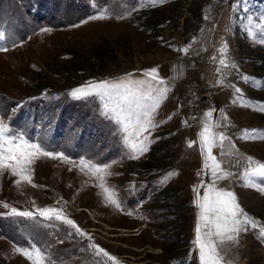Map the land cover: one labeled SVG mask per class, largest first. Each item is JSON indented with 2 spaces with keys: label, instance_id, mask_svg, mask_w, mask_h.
Segmentation results:
<instances>
[{
  "label": "rangeland",
  "instance_id": "rangeland-1",
  "mask_svg": "<svg viewBox=\"0 0 264 264\" xmlns=\"http://www.w3.org/2000/svg\"><path fill=\"white\" fill-rule=\"evenodd\" d=\"M0 47V120L70 157L38 156L30 180L0 169V264H31L18 249L33 245L43 264H199L194 201L212 180L202 171L205 125L226 173L216 186L249 217L219 246L220 264H264V177L247 175L264 164V139L246 135L264 134V0H0ZM99 81L167 89L136 159L103 115V96L69 95ZM189 89L208 99L192 101ZM81 157L108 162L109 174L81 171ZM45 207L85 235L40 217ZM12 208L33 217H11Z\"/></svg>",
  "mask_w": 264,
  "mask_h": 264
},
{
  "label": "snow or ice",
  "instance_id": "snow-or-ice-1",
  "mask_svg": "<svg viewBox=\"0 0 264 264\" xmlns=\"http://www.w3.org/2000/svg\"><path fill=\"white\" fill-rule=\"evenodd\" d=\"M163 2V0H158ZM135 10V9H133ZM104 18L93 15L89 19ZM87 22V21H83ZM47 32L50 29L44 28ZM0 51H7V48L0 47ZM223 63V61H222ZM157 69H152L147 73L152 81L157 84H163L162 78L154 75ZM136 85H143L144 81H133ZM158 95L154 96L152 91H142L140 87L133 88L129 84H110L108 81L89 82L85 86L73 89L69 95L73 98H88L89 96H103L105 98L103 115L110 118L117 125L121 126L119 130L114 129L115 135L121 132L125 133L122 139L126 146L130 149L132 159L138 158L148 150V144L145 143L150 134V129L158 127L159 124L154 122V113L160 103V99L164 96L167 89H157ZM117 100L113 106L112 102ZM264 111V108L260 109ZM109 113L114 114L109 117ZM132 132L129 133V128ZM246 135L250 138L264 139V134L257 135L255 130H249ZM201 155L203 157L202 171L208 173L212 178L211 184L202 181L201 187L204 189L202 197L197 192L194 206L198 209L197 223L195 227L194 245L198 249L199 264H220L219 246L225 241H236L239 234L246 230L249 224V217L240 208L236 196L230 191L217 188V181L226 178V173L221 168V164L217 162L212 155L211 149L215 146L216 137L210 131L208 125L204 126V130L199 133ZM223 137H221V140ZM191 146V144L189 145ZM38 156L49 157L52 159L59 158L67 162L70 157L62 151H56L42 142L33 141L26 137L22 131L13 130L4 121L0 120V169H10L12 175L18 176L23 180H30L26 175L27 166L33 162ZM251 161V157H248ZM211 162V163H209ZM75 164L76 162L73 161ZM108 162L100 164L93 162L91 158H79L78 167L81 171L87 169L93 175L99 174L98 178L103 181L104 176L108 175ZM249 177H264V164H258L255 168L248 171ZM255 180H250L246 186H252ZM100 187L104 188L105 199L111 203L117 204L112 199L111 192L101 183ZM194 191H197L194 188ZM264 192V188L261 189ZM7 207V205H5ZM39 216L46 220H62L64 223L75 229V232L84 236L85 233L71 220L63 217L61 212L54 208L45 207L39 210ZM9 215L11 217L32 218L33 213L29 211H18L12 208ZM22 255L31 262V264H43L44 255L42 249L33 245L31 248L22 247L18 249ZM97 251H101L97 248ZM105 255H108L105 253ZM109 260L113 257L108 256Z\"/></svg>",
  "mask_w": 264,
  "mask_h": 264
},
{
  "label": "built area",
  "instance_id": "built-area-1",
  "mask_svg": "<svg viewBox=\"0 0 264 264\" xmlns=\"http://www.w3.org/2000/svg\"><path fill=\"white\" fill-rule=\"evenodd\" d=\"M194 90L189 89V93L192 101L197 100L198 102H201L203 100L208 99L207 93L201 91H194Z\"/></svg>",
  "mask_w": 264,
  "mask_h": 264
},
{
  "label": "bare ground",
  "instance_id": "bare-ground-1",
  "mask_svg": "<svg viewBox=\"0 0 264 264\" xmlns=\"http://www.w3.org/2000/svg\"><path fill=\"white\" fill-rule=\"evenodd\" d=\"M1 44H3V38H1Z\"/></svg>",
  "mask_w": 264,
  "mask_h": 264
}]
</instances>
